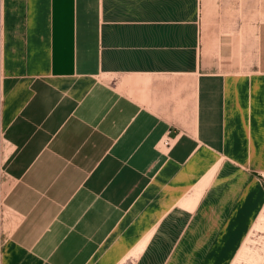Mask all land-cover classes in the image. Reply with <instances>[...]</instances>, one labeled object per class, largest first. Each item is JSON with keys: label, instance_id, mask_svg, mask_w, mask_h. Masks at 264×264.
<instances>
[{"label": "crops", "instance_id": "obj_1", "mask_svg": "<svg viewBox=\"0 0 264 264\" xmlns=\"http://www.w3.org/2000/svg\"><path fill=\"white\" fill-rule=\"evenodd\" d=\"M0 43L1 264H119L148 234L234 256L252 213L215 218L264 187V0H0Z\"/></svg>", "mask_w": 264, "mask_h": 264}, {"label": "rangeland", "instance_id": "obj_2", "mask_svg": "<svg viewBox=\"0 0 264 264\" xmlns=\"http://www.w3.org/2000/svg\"><path fill=\"white\" fill-rule=\"evenodd\" d=\"M1 88L2 86L0 87V113L3 107V92ZM169 144L170 143L166 145ZM9 150L10 145L4 137L3 123L0 119V264L3 253V240L7 237L15 223L14 214L7 207V202L5 200L6 194L10 193V188H12V185L15 182V177H12L10 171L5 167V159ZM240 177L241 176H238L236 180L231 181L233 183L226 187L225 193L221 195V198H224L225 200L219 202V204L224 207L219 209L217 214L220 216L216 217L215 220H217L220 227L226 226L240 231V229L244 227L243 221L244 217L247 215L246 212L251 211V227L242 235L241 244L234 251V256L231 257V259L224 260L222 264H264V187L261 190H256L253 187L251 189L252 194L253 196L255 195L257 200L256 202L250 201V196L244 195L246 186L243 184L237 185V182L239 183L242 181V178ZM210 205H214V202H211ZM150 236L151 235L148 234L142 237L137 246L134 244L135 248L126 249L124 251L125 256L119 261V264H181L184 261V258L191 259V253L193 255L201 253V251L187 250L179 254V248L151 249L147 246L157 245L158 247H163L164 244L169 246V242L168 239H164V235H160V239H157L156 243L151 244L153 237ZM221 236L223 238H234L238 236L240 237L241 234L225 233ZM176 242L177 244L174 243V245L179 246L178 243H180V241L176 240ZM211 253L212 251H205V256L202 258L200 255L198 259H201V263L206 264L210 261L209 257ZM222 254H224V251H222Z\"/></svg>", "mask_w": 264, "mask_h": 264}, {"label": "built area", "instance_id": "obj_3", "mask_svg": "<svg viewBox=\"0 0 264 264\" xmlns=\"http://www.w3.org/2000/svg\"><path fill=\"white\" fill-rule=\"evenodd\" d=\"M3 79V68H2V50H1V43H0V85ZM0 107H1V96H0ZM170 142L169 139L165 141L166 144Z\"/></svg>", "mask_w": 264, "mask_h": 264}, {"label": "bare ground", "instance_id": "obj_4", "mask_svg": "<svg viewBox=\"0 0 264 264\" xmlns=\"http://www.w3.org/2000/svg\"><path fill=\"white\" fill-rule=\"evenodd\" d=\"M140 78V77H139ZM131 86V85H130ZM257 226V225H256ZM252 264H254V263H252Z\"/></svg>", "mask_w": 264, "mask_h": 264}]
</instances>
